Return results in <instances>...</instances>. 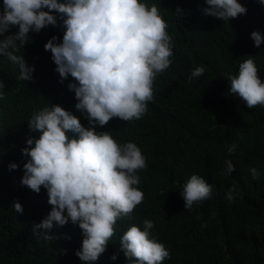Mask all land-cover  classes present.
Returning <instances> with one entry per match:
<instances>
[{
  "label": "trees",
  "instance_id": "16d2710c",
  "mask_svg": "<svg viewBox=\"0 0 264 264\" xmlns=\"http://www.w3.org/2000/svg\"><path fill=\"white\" fill-rule=\"evenodd\" d=\"M146 2L155 4L167 22L171 63L155 76L153 98L140 119L113 117L96 126L110 131L118 143L133 141L140 148L146 167L137 170V187L144 198L117 220L105 251L91 264H129L136 259L124 256L120 236L133 224L142 229L144 219L154 222L151 235L169 250L161 264H264V106L246 107L229 92L226 77L235 75L239 63L252 55L264 80V41L255 47L250 38L253 30L264 34V5L239 0L246 13L227 21L203 14L204 0ZM62 34L60 21L28 34L17 54L34 65L31 80L17 79L15 66L0 56V80L5 82L0 99V264H84L75 255L81 230L71 221L54 225V239L32 235V223H38L51 205L43 186L36 193L20 183L22 164L28 159L20 150L27 146V137L39 135L27 126L33 112L48 103L59 104L88 127L67 87L74 78L60 82L51 52L43 47L53 35L59 42ZM197 66L204 72L190 80ZM232 144L234 151L228 153ZM225 159L234 165L229 175L223 174ZM9 162L18 167L10 171ZM250 167L257 169L258 179H253ZM193 173L211 185V192L187 210L180 192ZM230 187L231 201L225 197ZM14 201L22 205V213H16Z\"/></svg>",
  "mask_w": 264,
  "mask_h": 264
},
{
  "label": "clouds",
  "instance_id": "9594fccd",
  "mask_svg": "<svg viewBox=\"0 0 264 264\" xmlns=\"http://www.w3.org/2000/svg\"><path fill=\"white\" fill-rule=\"evenodd\" d=\"M258 2L264 5V0ZM204 4L203 14L227 21L247 11L239 0H204ZM176 12L180 14L181 9ZM58 21L62 37L56 42L57 36H51L43 47L51 52L60 82L74 78L67 87L74 92V107L86 115L88 127L59 104L48 103L33 112L27 126L39 135L27 137V146L20 150L28 157L22 164L20 183L36 193L43 186L51 205L38 223H32V235L37 240L54 239L50 234L54 225L71 221L82 235L75 255L84 264H91L105 251L117 220L142 202L137 170L146 167V158L135 142L118 143L110 131H98L96 126L113 117L130 121L143 116L153 98L155 76L171 63L173 45L167 22L157 6L146 0H2L0 56L15 66L17 79L31 80L34 71V65L17 54L28 34L57 26ZM12 27L17 29L14 33L9 32ZM250 38L259 47L264 34L253 30ZM203 72L204 68L197 66L189 79ZM257 72L253 56L247 55L236 74L226 76L229 92L238 95L248 108L264 106V80ZM4 87V80H0V99ZM234 148L235 144L229 145L227 152ZM224 165V175L234 171L230 160L225 159ZM7 167L11 171L18 164L9 162ZM249 172L253 179L259 178L255 167ZM210 192L211 185L193 173L180 192L184 208L190 210ZM225 197L233 199L231 187ZM12 204L16 213L23 212L18 201ZM142 225L141 229L133 224L123 232L120 248L126 258H136L129 264H161L169 257V250L151 235V219H144Z\"/></svg>",
  "mask_w": 264,
  "mask_h": 264
}]
</instances>
